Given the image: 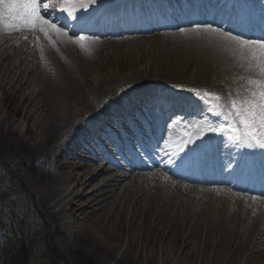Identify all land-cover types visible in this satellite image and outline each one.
<instances>
[{"label":"bare ground","instance_id":"obj_1","mask_svg":"<svg viewBox=\"0 0 264 264\" xmlns=\"http://www.w3.org/2000/svg\"><path fill=\"white\" fill-rule=\"evenodd\" d=\"M127 1L122 2V4H117L107 0H97L96 4L90 5L87 9H79L77 11V16L82 17L88 14L86 17L88 21L91 19L100 21L102 18L101 15H110L115 11L117 13L127 11L130 6ZM245 1H247L246 3L250 6H253L258 0ZM49 2L50 12L53 5H59L60 7V0H49ZM209 4L212 5V3L204 0L203 9L207 8ZM142 6H145V4ZM231 6L232 7H230V9L223 10V19L226 16L228 17L231 13L233 14L235 6ZM222 7L223 5H221L220 8ZM92 10L94 11L92 12ZM60 13L63 15L66 14L63 12ZM169 14L175 16L177 12L173 11L169 12ZM205 21L207 20L200 15L197 19L182 23L181 25H164L163 28H156L157 26H153L144 33L139 34L142 36L146 33H153V36H156L161 45L164 47L170 46L173 50V55L170 54L168 57L158 53L156 59L159 65H157L155 59H153L149 64H147L148 66H146L143 71L136 74L138 79L142 81L141 86H148L149 91L146 92L152 93V96H159V90L163 87L161 84L163 82L161 81L163 80V77L165 79L178 77L188 78L193 81L199 80L205 75L204 69L211 66L215 67V73H221L225 75V77H229L231 75H238V77H242L247 75L246 71L243 67H241L240 62L236 59L235 54L232 53L231 49H226L222 45L216 43L215 41H210L209 39L206 41L205 37H203V39H205L204 43L197 44V39L193 40L191 38L192 36H188V34L192 33H181L179 31L180 28H189L196 22ZM234 21L235 19H233L230 24ZM254 22L264 27V21L261 19L254 20ZM235 26L238 27L237 24ZM235 26L234 28H236ZM94 28L93 32L89 35L94 36L96 39L91 41L98 42V44L99 42L101 43L104 41L125 42L132 40L129 38L131 36L130 34L114 38V35H118L111 32L109 29L108 31L101 30L99 29V26H95ZM8 31L9 32H7L5 28H0V58L5 57L4 60L10 62L12 57L14 61L13 63H15L14 66L16 68L14 69L16 72L14 74L6 67L7 65L5 66V63L3 62L4 64L0 66L2 68L0 70L2 71L0 73V89L9 84H12V86L16 88L24 83L23 85L28 87V77L30 76V73L33 74L34 77H43L41 75L43 73L40 74L41 71H39L37 67H34L35 62L30 64V61H25V59L31 55L32 46L30 45V42L26 41V35H29L30 33L27 32L30 30L15 31L8 28ZM133 31L134 30H131V32ZM137 31L141 30L138 29ZM31 33H35L36 35L39 33V30H36L35 32L32 31ZM138 38L143 37L138 36ZM138 38H136V40ZM9 40L13 43L8 45L7 43ZM56 40L62 45H74V42L69 40L68 37L57 36ZM15 41L17 43H14ZM92 45L97 47V45L95 46V43ZM65 48L67 47L65 46ZM73 48H75V46ZM90 56L83 55L82 58H79L78 60L76 59V61H79V65L87 64L89 63L90 58H92ZM57 63L59 68H61L65 74H67L70 70L68 66L73 68L71 63L68 65L67 62L65 63L62 60H58ZM158 66H161L163 72L159 71ZM17 72L19 73L18 75H16ZM50 75L52 74H46L42 78L44 86L39 90V95L37 94V91L32 92L27 96L24 92L23 97L21 98L22 103L28 106L26 108L30 107L34 110L33 114L35 115V119L37 118L36 123L44 134L49 135L51 133H59L65 128L70 127V125L72 127L73 124H76L78 131L82 133L79 137L81 139L82 136L87 137L90 133L92 134V131H83L80 124V118L76 119L74 115V117L72 116L73 110L80 111L89 108L94 114H100L103 108H105V110L109 108L110 111L119 113L122 111L119 100H111L113 96L112 89L115 88L116 85L115 78L113 80L111 77H105V79L100 80L97 84L93 83L94 85L90 86L91 88L83 86L82 88L85 89L84 92L86 97L79 91L73 98H70L69 94V98H67V100H73H70L71 102H65L66 99L64 100L63 98L62 90L54 81L52 77L53 75ZM156 83L160 85L157 86L158 84ZM139 92L136 96V102L139 106H141L140 104L142 103L139 102L147 98L149 99L150 95H143L140 99ZM37 99H39L38 102H35ZM138 100L140 101L138 102ZM184 100L186 103L184 105H189L185 119L199 117L203 114V112H201L196 105L194 106L191 101L186 99ZM148 107H151L152 111H154L152 106ZM151 109L149 110L150 112ZM133 113L135 116L139 117V114L136 111ZM23 115L28 121L34 118V115H29L26 110L23 112ZM159 117L160 114L153 115V124L150 126L147 125L145 130L152 137L156 136L157 131L163 133L160 138L158 137V139H155L153 142L155 145L159 144L161 147H164V141L167 140L168 144L166 147L168 152L171 153V156L166 155L164 151L160 150L156 157L153 158L152 167H149L146 171L143 170L144 172L140 171V167H145L146 165L144 163L137 164L136 161L133 165L125 164V167L123 166L129 174L115 172L114 174L106 175L104 178L102 176L103 183L101 182L102 184H100L98 188L94 187L95 189H91L87 195L83 194V196H87L86 198L92 199V202L90 201V205H88L90 209L89 217L91 223L94 225L101 224V226H103L102 223H106V221H124L125 217V221L127 222L129 229H131V232L128 234L127 251H123L122 254L128 257L129 251H131L135 247V243L138 242L136 247L137 255L135 256L138 264H199L198 261L202 258L200 254L207 253L211 255L213 248H221L222 250V252L220 251V255L219 253L212 255L215 260L214 264H242L241 262L246 263L248 258L250 259V256H254L252 258H255V261L252 264H264V246L262 245V243L264 244V194L257 196L245 195L240 191L233 192L230 189L231 187H228V182L232 176L240 179L239 184L236 186L237 190H241L242 184L249 180V177L246 176L248 167L245 165V163L248 162V155L245 154L246 150H244L243 153L239 151L240 146L245 145L243 143L229 140L226 134L206 132L203 138L196 140L192 148H196L197 151H202L206 147L215 143L217 149L216 152L211 151L203 154L197 152L193 153L189 151L187 144H182V140L186 137V134L197 132L198 129L187 127L183 123L173 125L172 128L169 129L167 127L168 118L176 119V116H172L171 112L168 113L167 117L165 116L162 118L161 125L159 124V126L156 124V119ZM103 118L106 117L104 116ZM108 118L111 119L110 116ZM122 118L126 119V117ZM90 121L91 123L93 122L92 124L100 122V120L94 118V116ZM125 123H128L129 127H133L132 132H135L136 129L129 120H126ZM92 128L94 127L92 126ZM116 128L118 129L119 134L123 133L118 124ZM108 141L112 150L122 156V151H120L117 147L115 140L109 139ZM135 144H139V142H135ZM122 146H125L124 148H126V144L123 143ZM99 148L102 151L101 146ZM251 149L257 150L259 148L251 147ZM177 153L180 157H184V160L188 159V157L192 155H201V158L204 159V157H207L209 160L217 158L220 161V165L217 168H209L214 172V175L209 177V179L206 178L202 180L201 184H192V182H190L193 180V173L187 175L185 177L186 182H183L171 178L172 176L170 177L166 174V172H170V174L180 173V166L178 165L182 162L178 160ZM91 154L94 156L89 163L84 160L80 162V164L66 162V165L74 168L73 170H77L81 167L86 168V173L88 171H92L94 174H100L105 168L106 171L110 170L113 172L115 168L110 166L112 163L111 161L108 162L110 160L109 157H103V154L105 153H103L102 156H100V154ZM236 154L238 156L234 157ZM172 160H176L177 163H172ZM232 160L236 163V165L227 166L226 164H231ZM262 161L264 163V158H262ZM171 165L175 168H170ZM198 168L202 171L208 168V163L200 162ZM82 176L77 173L69 174V180H74L76 183L75 186H72V188L67 192H65L66 189L64 190L62 188L63 183H65V178L55 177L52 180V197L58 196V204H63L61 209L68 207L69 202L72 201L70 197L75 193L80 190L83 191L88 187L92 188L93 183H91V179L94 177L92 176L84 181ZM100 178L101 177H99V179ZM253 197H256V199H253ZM198 200H200V202H198ZM217 200L221 202V204L219 202L221 206L217 209L219 223L216 227H214L210 225L208 213L209 209L212 210L214 207L217 208ZM188 201L189 203H187ZM231 201H234L238 206V208H236V210L239 209L238 211L228 212ZM195 202H197V204ZM204 203L207 211L204 210L203 206H201V204L204 205ZM101 208L105 210H102V213L97 214ZM113 209H116V212H114ZM226 212H228V217H226ZM142 213L144 214V220L140 221L139 218ZM221 216L226 217V220H224L221 224L222 227L219 225L221 223ZM231 219L235 222L234 226L231 225ZM206 220L208 223L207 226H204L202 222ZM248 222H251V224L249 225ZM132 230L136 231L132 232ZM217 230L222 232L218 235V241L215 242L212 234L215 235ZM255 231H257V233L253 243V233ZM140 232L141 234H139ZM201 232L205 235L204 239H201ZM165 234L169 237L168 241L164 238ZM164 239L165 242H163ZM201 240L203 241V245L200 243ZM115 242L119 243L120 238H117ZM251 243H253V245L249 248ZM261 245L263 246V250L259 254L252 255V253ZM244 255V260H241Z\"/></svg>","mask_w":264,"mask_h":264},{"label":"rangeland","instance_id":"obj_2","mask_svg":"<svg viewBox=\"0 0 264 264\" xmlns=\"http://www.w3.org/2000/svg\"><path fill=\"white\" fill-rule=\"evenodd\" d=\"M107 1L122 4V2L127 0ZM130 1L134 3V10L122 14V17H120L125 23L130 25L129 27L136 25L139 27L142 25L144 27L149 28L153 22L155 23L157 15H160L165 11L168 12L175 9L182 11L188 9V12H195L197 7L195 0H179L181 4H175L174 0H128L127 2ZM237 1L239 3L247 2L245 0ZM256 3L264 4V0H258L255 2V4ZM143 4H145V6H142ZM255 4L253 6H249V8H255ZM257 6V11L259 12L261 8L259 5ZM50 14L52 15V17L57 18L56 11L50 12ZM117 14L119 13L115 11L112 13V15H109V17L105 16L104 19H109L111 23H114V27H116V25H118L116 21L119 19V15ZM210 14L211 13H209V15ZM217 18L218 16H215V19ZM58 19L63 21L62 18ZM0 28H5V30L9 32L7 24L3 25V27L0 26ZM31 32V30L28 31L27 33H29V35H26V41L30 42V45L32 46L31 55H29L25 59V61H30V64H33L35 62L34 67H37L38 70L41 71L40 74L43 73L41 74L43 77L44 75L49 73L53 75L50 76L53 77L54 81L62 90L63 98L64 100L66 99L65 102H69L71 100H67V98H69V94L70 98H73L75 97L77 92L80 91V93L85 96V89L82 88L83 86H85L86 88H91L90 86H93V83L97 84L100 80L105 79V77H111L113 78V80L114 78L116 79L115 88L112 89L113 96L111 100H119V103L121 104L122 108V111L120 113L110 111L109 108L107 110L103 108L100 114H94L93 111L89 108L80 111L73 110L72 116L74 115L76 119L80 118V124L82 126L83 131H92V134L90 133L89 135H87V137L82 136L83 138H79L82 133L78 131V127L76 124V126L73 124L72 127L70 125V127L65 128L64 130H62L63 132L60 131L59 133H51L47 135L44 134V132L37 125V118L35 119V115L33 114L34 110L30 107L26 108L28 106L24 105L21 101L24 92L26 96L35 91L38 92V95L40 94L39 90L42 89L44 86V84L42 83V76V78H40V76L34 77V75L30 73V76L28 77V87L23 85V83L21 86H18L16 88L13 87L12 84H9L0 89V132L6 136L4 141H6L7 145H19L21 147H24L26 153H28V156H30L31 160H29L31 168L26 174L27 186L29 187L32 196L35 198V200H37L38 207L49 216L48 224H51L52 232L57 235L56 248L59 251V254L57 256L62 258L55 259L52 264H76L74 260V252L77 249V238H81L88 245L89 249L93 253L94 262L96 264H138L135 257L137 255L136 247L138 242L135 243V247L131 251H129L128 257L122 254L123 251H127L128 234L129 232H131V229H129V226L125 221V217L124 221H106V223H102L103 226H101V224H92L89 217L90 209L88 207V205H90V201L92 202V199L86 198L87 196H83V194L87 195L94 187L98 188L100 184L103 183V178L108 174L111 175L115 172L129 174L126 168H124L125 165H123V163L133 165L136 161V163H139L144 160L148 161V157L146 155L151 156L153 159V157H155L158 153L157 150L160 151V149L156 146L153 147V139L151 138L152 136L149 135V133H147L148 140L144 149L140 148L139 145L135 144V141H141L143 140V138H145V128L147 125L150 126L153 124V115H155L157 112L160 113V115L167 113L161 112L159 108H157L152 103V93L146 92L149 91L148 86H141L142 81L138 79L136 74L143 71L144 68L148 66L147 64H149L153 59H155L156 64L159 65L156 59L158 53L168 57V55L170 54L173 55V50L170 46L164 47L163 45H161L156 36H153V33H146L142 36L139 34H130L131 36L129 38L132 40L125 42H99L101 46L98 44V42L93 41L95 43V46L97 45V47H94V45H92L94 43L91 40L87 41L86 39L81 42L84 46L82 48L80 44L78 45L75 42L74 45H62L61 43H59V41L56 40L58 35L50 32L49 36L54 42L53 46V44H50L49 40L45 38L42 32L39 31V33L36 35L35 33ZM76 34L80 35L81 33ZM194 34L195 33L188 34V36H192L191 38L193 40L197 39V44L204 43L205 39L206 41H208V38L205 35H202L201 37V35L197 36L195 34V36ZM69 35H71L70 32ZM83 35L87 37L88 34ZM119 36L121 35L114 36V38H117ZM138 36L143 38H138ZM203 37H205V39H203ZM136 38L138 39L136 40ZM10 43L13 42H10L9 40L7 44L9 45ZM14 43L17 42L15 41ZM65 46L67 48H65ZM74 46L75 48H73ZM81 55H91L90 57L92 58H90L89 63L79 65V61L77 62L76 59L78 60L79 58H82ZM4 58L5 57L0 58V66L5 63V66L7 65L6 67L15 74L16 70L14 68L16 67L14 66L15 63H13L14 61L12 57L10 62L4 60ZM58 60H62L65 63L67 62L68 65H70L71 63L73 68L68 66V68L70 69L68 72L70 73L67 72V74H65V72H63V70L59 68L57 63ZM158 68L159 71L163 72L161 66H158ZM209 68L204 69L205 75L203 77H201L199 80L194 81L188 78L172 77L165 79L163 77V80H161L163 81L161 83L163 87L159 90V96L178 94L184 99L190 100L191 102L194 101L202 110L198 106L196 107L200 109L201 112H205L206 106L204 105V103L200 99H198L193 93L187 91L186 89L194 88L200 89L201 91L207 89L208 91L219 93L225 98H227L229 94L235 96L238 91L242 92L241 85L245 83V81L240 79L241 77H238V75H231L229 76L230 78L228 76L225 77V75L221 73H215V67L211 66ZM1 69L2 68L0 67V70ZM1 72L2 71H0V73ZM18 72L16 75L19 74ZM159 85L160 84H158L157 86ZM173 86H181V88L185 90H178ZM138 92L140 93V99L143 95H150L149 99L147 98L141 100V102H139L140 100H138L139 103H142L140 104L141 106H139V104H136V96ZM38 100L39 99H37L35 102H38ZM129 104H131L130 107ZM148 106H152L154 111H152L151 107ZM150 109L151 112L149 111ZM25 110L28 112L29 115H34V118L32 120L28 121L26 117L24 118L23 112ZM135 111L139 114V117L135 116V114L133 113ZM204 114H207L210 119H215L211 116V113ZM92 115L94 116V118L100 120V122L92 124L93 122L91 123L90 121L93 117ZM104 116L106 118H103ZM109 116L111 117V119L108 118ZM122 117H126L127 119L131 120V123L136 129L135 132H132L133 127H129V125L125 123L126 119ZM156 120V122L161 125L162 118L159 117V119ZM169 122H171L170 118H168V123ZM117 124L122 129V134L118 133V129L116 128ZM92 126L94 128H92ZM125 132L128 133L126 134ZM162 134L163 133H160V131H157V134L154 137H161ZM109 139L115 140V143L117 144V147L120 149V151H122L124 158L121 157L119 153L118 155L111 149L110 145L108 144ZM123 143L126 144V148H124L125 146H122ZM100 146L102 148V151L99 148ZM128 146L130 147L129 149L127 148ZM91 153L98 155L100 154V156L105 153L103 154V157H109L110 160L108 162L111 161L112 165H108L115 168L113 172L110 170L106 171V168H103L104 170L100 174H94V172L92 171H88L86 173V168L81 167L77 170H73L74 168L68 167L66 165V162L80 164V162L84 160L88 161L89 163L91 162L92 157L94 156H92ZM135 156L136 158L140 156V158L138 157L139 159H134V161L133 157ZM155 167L158 168L157 166ZM71 173H77L81 176L84 174L82 176L84 181L93 176L94 178L91 179V183H93L92 188L88 187L85 188L83 191L80 190L75 193L73 196L70 197L72 201L69 202L68 207H66L67 209H61V206L63 204H58V196L52 197V180L55 177L63 179L65 178V183H63L62 188L64 190L66 189L65 192H67L72 188V186H75L76 183V181L74 180H69L68 177ZM166 174H168L167 176L171 177L168 172H166ZM99 177L101 178L99 179ZM198 202H200V200H198ZM216 202L218 203L216 206L217 208L214 207L212 208V210L209 209L208 213L210 225L214 227H216L219 223L217 209H219V206H221L220 201L217 200ZM187 203H189V201ZM195 203L197 204V202ZM202 204L201 206H203L204 210H206L205 203L204 205ZM236 208H238V206L235 204L234 201H231L228 212L238 211L239 209L236 210ZM102 210L104 211L105 209L101 208V210H99L97 214L102 213ZM113 211L116 212V209H113ZM228 212H226V215L228 214ZM228 216L229 215H227L226 217ZM226 217L221 216V223L219 224L220 226L223 221L226 220ZM139 220H144L143 213L141 214ZM233 221L234 220H232L231 222L232 226L235 225V222ZM0 222L4 228V233H13V231L16 230V228L20 224L23 229L28 232V236L32 237L33 244L31 248L33 251L31 263L50 264L51 260L47 257V249L44 248V244L41 243V240L38 238V231L41 227L40 220L38 219V216L35 211L27 204L24 197L21 196L19 192L15 191L11 187L10 179L6 175L1 161ZM207 223V220L202 222L204 226H207ZM248 224L250 225L251 222H248ZM134 231L136 230H132V232ZM221 232L222 231L217 230L215 235L212 234V237L214 238L215 242L218 241V235L221 234ZM256 233L257 231L253 233V243ZM139 234H141V232ZM200 236L201 239H204L205 235L203 232H201ZM117 238H120L119 243L115 242ZM164 238L166 239V241H168L169 237L167 236V234H165ZM165 239L163 240V242H165ZM200 243L203 245L202 240L200 241ZM253 243L249 245V248L252 247ZM262 245L264 246L263 243ZM261 246L257 248V251L255 250L252 255L259 254L263 250V246ZM220 251L222 252L221 248H213L211 255L207 253L200 254L202 258L198 261V263L214 264L215 260L212 255L215 253H219L220 255ZM252 257L254 256H250V259L248 258L246 263H241L252 264L255 261V258ZM244 258L245 255L242 257L241 260H244ZM0 264H6L1 257Z\"/></svg>","mask_w":264,"mask_h":264},{"label":"snow or ice","instance_id":"obj_3","mask_svg":"<svg viewBox=\"0 0 264 264\" xmlns=\"http://www.w3.org/2000/svg\"><path fill=\"white\" fill-rule=\"evenodd\" d=\"M97 0H60V12L66 13L74 23L71 25L50 14L49 0H0V26L7 24L10 30H39L49 40V33L58 36L68 37L69 40L80 44L84 40H95L94 36L77 35V30L84 33L88 30V19L78 17L79 9H87L90 5L96 4ZM78 22L81 26L77 29ZM69 28L72 34L69 35ZM260 34L256 35L255 30L248 28L236 30V28L225 27L215 22H196L189 28H180L181 33H195L197 36L205 35L210 41L231 49L236 59L240 62L247 75L240 79L245 83L241 85L242 92L238 91L235 96L229 94L227 98L219 93L204 89L189 88L187 91L193 93L200 99L205 107V113H211L215 119H210L207 114L199 117L185 119L184 116H176L185 104L183 97L178 94L168 96H153V104L161 112H171L176 119H171L167 125L169 129L173 125L183 123L187 127L197 128V132L186 134L182 144L191 145L204 137L206 132L216 134H227L229 140L243 143L246 147H258L264 149V27H260ZM178 90L181 86H173ZM144 140L139 142V147L144 148L148 140L147 132L144 133ZM164 141V147L157 144L156 147L171 156ZM189 151L195 153V148ZM178 159L183 163L184 157ZM192 158H189L191 160ZM172 163H177L172 160ZM256 199V197H253Z\"/></svg>","mask_w":264,"mask_h":264},{"label":"trees","instance_id":"obj_4","mask_svg":"<svg viewBox=\"0 0 264 264\" xmlns=\"http://www.w3.org/2000/svg\"><path fill=\"white\" fill-rule=\"evenodd\" d=\"M5 137L0 132V161L10 179L11 187L24 197L27 204L37 214L41 223L38 238L44 244V248L47 249V257L52 264L55 259L62 257L57 256L59 254L56 248L57 235L52 232L51 224H48L49 216L38 207L37 200L30 193L26 183V174L31 168V158L24 147L7 145L4 141ZM3 229L0 222V257L4 262L6 264H33L31 263L33 239L28 236V232L20 224L13 233H4ZM76 243L77 249L74 252L76 264H96L88 245L81 238H77Z\"/></svg>","mask_w":264,"mask_h":264}]
</instances>
